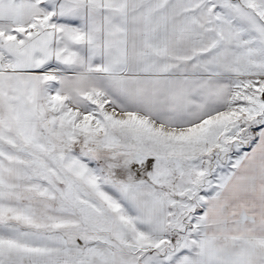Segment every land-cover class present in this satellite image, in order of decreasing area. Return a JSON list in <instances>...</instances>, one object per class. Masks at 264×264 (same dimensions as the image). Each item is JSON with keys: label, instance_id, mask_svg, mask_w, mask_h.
I'll list each match as a JSON object with an SVG mask.
<instances>
[{"label": "crops", "instance_id": "obj_1", "mask_svg": "<svg viewBox=\"0 0 264 264\" xmlns=\"http://www.w3.org/2000/svg\"><path fill=\"white\" fill-rule=\"evenodd\" d=\"M36 10L0 0V264H264V120L204 198L194 232L174 244L160 190L134 181L96 189L68 172L109 218L89 222L79 207L98 206L67 201L45 179L44 159L61 153L38 139L46 84L77 75L123 92L139 81L227 85L231 99L261 100L246 114H263L264 0H99L97 19L83 22L88 36L64 35L74 25L54 21L1 39L6 26L34 27Z\"/></svg>", "mask_w": 264, "mask_h": 264}, {"label": "rangeland", "instance_id": "obj_2", "mask_svg": "<svg viewBox=\"0 0 264 264\" xmlns=\"http://www.w3.org/2000/svg\"><path fill=\"white\" fill-rule=\"evenodd\" d=\"M29 1L37 5L41 21L31 28L3 26L7 31L2 40H24L54 21L74 25L64 35L85 37L88 27L83 22L98 17L99 0ZM53 81L46 84L38 139L46 149L56 148L61 158L44 159V166L56 174H75L82 168L77 174L96 189L111 183L106 174L116 167L121 176L127 175L116 184L134 181L157 188L167 205L169 236L194 232L204 198L228 175L264 120V113L246 114L247 103L262 104L258 97L239 94L241 99H231L225 95L227 85L201 84L196 90V85L175 81H139L126 85L123 92L116 82H93L88 75ZM92 153H100L105 165H99ZM88 172L95 180L88 179ZM71 185L78 204L80 199L85 206L88 201L98 206L81 182ZM79 208L92 224L108 223L101 206L93 211Z\"/></svg>", "mask_w": 264, "mask_h": 264}, {"label": "trees", "instance_id": "obj_3", "mask_svg": "<svg viewBox=\"0 0 264 264\" xmlns=\"http://www.w3.org/2000/svg\"><path fill=\"white\" fill-rule=\"evenodd\" d=\"M108 150V148H106ZM105 150V151H107ZM94 153H92V156L94 157V159L97 161V163L99 165L103 164L105 165L104 159L102 158V156H99L100 153H98L97 155H93ZM44 165V164H43ZM36 164L33 162L30 164V167L32 168V170H35ZM44 174H45V179H47L49 182H51L52 184H54V186L58 189V191L61 192V196L66 199L68 201V198L70 197L71 199L74 198L75 195V191H72V194L70 195L69 193V188L72 186L71 184L73 183V181L75 180L76 182L80 181L76 178H74L71 174L65 172V171H61V173L56 174L53 171H50L49 169H47L44 166ZM105 169V168H104ZM119 169H117L116 167L114 169H112L110 172H108L106 174V176L108 177V181L110 182H117L120 181L121 179H126L127 175L121 176V173L118 171ZM103 171H106L103 170ZM67 173V174H65ZM83 187L84 190H86V193H88V190L85 188V186L81 185ZM169 217V215H168ZM178 237L175 236H169V243L170 244H174L176 242ZM164 248H168V246H165Z\"/></svg>", "mask_w": 264, "mask_h": 264}, {"label": "bare ground", "instance_id": "obj_4", "mask_svg": "<svg viewBox=\"0 0 264 264\" xmlns=\"http://www.w3.org/2000/svg\"><path fill=\"white\" fill-rule=\"evenodd\" d=\"M75 169H77V168H75ZM75 169H74V170H75ZM81 169H82V168H81ZM81 169L75 170V172H76V173H80V172H81ZM86 173H87V172H84L83 174L87 175Z\"/></svg>", "mask_w": 264, "mask_h": 264}]
</instances>
